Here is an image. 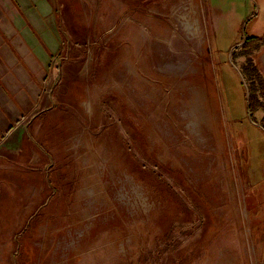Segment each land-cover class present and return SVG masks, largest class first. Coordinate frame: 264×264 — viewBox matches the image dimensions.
I'll use <instances>...</instances> for the list:
<instances>
[{"label": "rangeland", "instance_id": "374dc122", "mask_svg": "<svg viewBox=\"0 0 264 264\" xmlns=\"http://www.w3.org/2000/svg\"><path fill=\"white\" fill-rule=\"evenodd\" d=\"M0 264H264V0H0Z\"/></svg>", "mask_w": 264, "mask_h": 264}, {"label": "bare ground", "instance_id": "6f19581e", "mask_svg": "<svg viewBox=\"0 0 264 264\" xmlns=\"http://www.w3.org/2000/svg\"><path fill=\"white\" fill-rule=\"evenodd\" d=\"M192 7H194V6H192ZM192 7H191V8H192ZM193 12H195V9H194ZM196 22H197V20H196ZM186 28H187V29H190V28H191V24H190L189 22H186ZM190 30H191V29H190ZM199 33H200V32L197 31V33L194 34V37H195V38H199ZM201 33H202V32H201ZM148 70H149V69H148ZM205 142H207V140H206ZM209 149H210V148H209ZM199 166H200V165H199Z\"/></svg>", "mask_w": 264, "mask_h": 264}, {"label": "trees", "instance_id": "16d2710c", "mask_svg": "<svg viewBox=\"0 0 264 264\" xmlns=\"http://www.w3.org/2000/svg\"><path fill=\"white\" fill-rule=\"evenodd\" d=\"M257 43V42H256ZM250 98V97H249ZM258 108H260V106L258 105Z\"/></svg>", "mask_w": 264, "mask_h": 264}]
</instances>
